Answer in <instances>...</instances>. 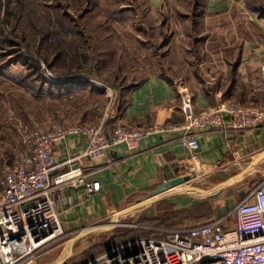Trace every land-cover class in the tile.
Wrapping results in <instances>:
<instances>
[{"label":"rangeland","instance_id":"1","mask_svg":"<svg viewBox=\"0 0 264 264\" xmlns=\"http://www.w3.org/2000/svg\"><path fill=\"white\" fill-rule=\"evenodd\" d=\"M241 1L247 10L253 4L264 6V0ZM201 4L202 0H161L152 10L147 0H0V178L15 168L32 130L94 124L106 111L109 117L111 90L163 72L170 63L179 66V53L193 42L179 12L192 14ZM170 24L180 32L168 45L173 36L167 29ZM210 36L220 46L225 42L223 36ZM68 75L96 82L102 89L96 85L100 90L95 91V85L86 86L83 80L57 82ZM184 171L190 179L183 184L196 193L210 192L223 179L198 171L193 180L196 169L186 165ZM263 174L264 166L216 195L203 196L205 203L194 208L177 209L163 200L94 224L64 228L61 222L62 233L20 264H81L128 240L218 216L216 202L222 200L223 213L228 212L264 179Z\"/></svg>","mask_w":264,"mask_h":264},{"label":"crops","instance_id":"2","mask_svg":"<svg viewBox=\"0 0 264 264\" xmlns=\"http://www.w3.org/2000/svg\"><path fill=\"white\" fill-rule=\"evenodd\" d=\"M147 1L152 10L161 2ZM241 3V0H202L201 9L192 14L180 10L185 33L193 38V42L186 43L183 53H179V66H176L178 63H170L163 72L150 74L121 90H111L110 112L105 130L109 131L114 124L148 128L156 123L180 122V88L191 94L197 114L211 110L222 102L238 103L246 107L263 106L262 96L253 91L252 85L264 61V14L243 9ZM172 13L171 10L170 15ZM171 27L172 24L167 26L173 34L168 45L174 41L176 32H180V29ZM210 34L223 36L225 42L222 46L216 44ZM211 43L214 46H210ZM73 80H83L86 86L95 85L92 89L99 90L96 87L98 83H87L88 79L83 77L77 79L68 75L57 78L58 83L65 85ZM226 122L195 132L199 143V165L196 171L191 172L193 180L196 179L195 172L200 171L202 176L223 178L218 186L234 176L238 178L233 182L246 178L264 166V159L256 164L264 152V119L243 130L227 127ZM179 137L180 132L152 133L142 138L132 150L118 144L108 151L104 161L84 162L86 181L95 184L96 189L90 192L85 184L65 189L73 204L60 212L63 227L83 226L105 220L146 200L163 184L169 171L174 176L184 175L188 152L181 145ZM85 145V137H69L65 142L53 145L54 155L61 161L66 156L64 147L77 152ZM64 169L60 167L55 173ZM187 186L181 184L178 189L189 191L190 194H172L158 201L167 200L177 209L194 208L205 203L201 201L205 199L203 196L208 194L206 198H209L221 191L213 188L208 193H196ZM184 199L188 200L185 202ZM222 203V200L216 202L218 215L224 211ZM205 220L186 221L172 229ZM159 236L160 233L141 237Z\"/></svg>","mask_w":264,"mask_h":264},{"label":"built area","instance_id":"3","mask_svg":"<svg viewBox=\"0 0 264 264\" xmlns=\"http://www.w3.org/2000/svg\"><path fill=\"white\" fill-rule=\"evenodd\" d=\"M252 86L264 100V61ZM178 94L182 114L178 123L148 128L114 124L106 131V111L94 124L32 130L23 141L15 168L0 178V264H20L62 233L60 212L73 204L65 189L84 184L90 192L96 189L86 181L84 162H102L118 144L132 150L149 134L169 131L180 132V143L188 152L185 163L194 171L199 165L196 131L225 120L227 127L243 130L264 119V105L238 103H218L197 114L191 94L184 88ZM76 136L85 137L86 145L77 152L64 147L66 156L58 161L53 145ZM60 167L65 169L55 173ZM159 233V237L113 246L83 264H198L207 259L214 264H264V179L228 212Z\"/></svg>","mask_w":264,"mask_h":264},{"label":"water","instance_id":"4","mask_svg":"<svg viewBox=\"0 0 264 264\" xmlns=\"http://www.w3.org/2000/svg\"><path fill=\"white\" fill-rule=\"evenodd\" d=\"M263 159H264V152L258 157V159L256 160V164L260 163ZM248 170H250V168ZM248 170H246V172ZM242 174H244V173H241V175ZM237 178H238V176H234V177L227 179L226 181H224L223 183L218 185L215 190L221 189L223 186L233 182ZM189 179H190V176H188V175L174 176V173L169 171L165 177V181L163 182V184L158 186L153 191L152 195H150L146 200H144V201H142V202H140V203H138L132 207L125 209L123 212H127V211H130L133 209H137V208H140V207L145 206L147 204L156 202V201H158V200H160L163 197L168 196V195L177 194V193L190 194L189 191H182V190L178 189L179 185L187 182ZM86 232H84V233H86Z\"/></svg>","mask_w":264,"mask_h":264},{"label":"trees","instance_id":"5","mask_svg":"<svg viewBox=\"0 0 264 264\" xmlns=\"http://www.w3.org/2000/svg\"><path fill=\"white\" fill-rule=\"evenodd\" d=\"M4 6H5V4H4ZM249 10H256V11H259V12H262L263 14H264V6H262V5H250L249 6ZM92 86V85H91ZM100 90V89H99ZM180 226V225H179ZM176 227H178V226H176ZM112 245H114V243H112ZM113 247V246H112ZM109 249V248H108ZM107 249V250H108ZM104 251H106V249L104 250ZM90 259H92V258H90ZM90 259H88V260H90ZM88 260H86V261H88ZM208 260V259H207ZM85 261V262H86ZM204 261H206V260H204ZM204 261H202V262H200V263H198V264H204L205 262ZM85 262H83V263H85ZM83 263H81V264H83Z\"/></svg>","mask_w":264,"mask_h":264},{"label":"bare ground","instance_id":"6","mask_svg":"<svg viewBox=\"0 0 264 264\" xmlns=\"http://www.w3.org/2000/svg\"><path fill=\"white\" fill-rule=\"evenodd\" d=\"M198 168V167H197ZM197 168H196V170H197Z\"/></svg>","mask_w":264,"mask_h":264}]
</instances>
